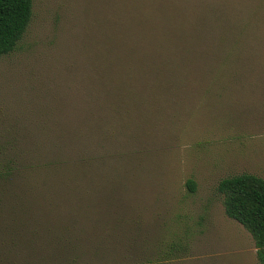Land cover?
<instances>
[{
	"label": "rangeland",
	"instance_id": "obj_1",
	"mask_svg": "<svg viewBox=\"0 0 264 264\" xmlns=\"http://www.w3.org/2000/svg\"><path fill=\"white\" fill-rule=\"evenodd\" d=\"M55 146L95 160L84 183L126 220V246L90 264H259L217 185L264 179V0H33L0 57V161Z\"/></svg>",
	"mask_w": 264,
	"mask_h": 264
},
{
	"label": "trees",
	"instance_id": "obj_2",
	"mask_svg": "<svg viewBox=\"0 0 264 264\" xmlns=\"http://www.w3.org/2000/svg\"><path fill=\"white\" fill-rule=\"evenodd\" d=\"M32 8L33 0H0V57L14 51L26 33ZM220 65L224 66L222 60ZM221 79H209L213 81L209 90ZM180 83L195 88L189 97L202 96L195 84ZM17 158L11 154L0 161V247L11 254L9 264H90L126 246V220L114 219L109 210L103 215L101 210L112 205L84 183L96 177L89 169L94 159L66 156L60 146L52 147L51 155L36 164ZM187 188L194 192V182L188 181ZM217 192L225 215L249 232L259 264H264V179L246 173L224 178ZM76 202L83 204L81 213L73 207ZM99 221L102 229L96 225ZM111 223L120 227L109 229Z\"/></svg>",
	"mask_w": 264,
	"mask_h": 264
}]
</instances>
